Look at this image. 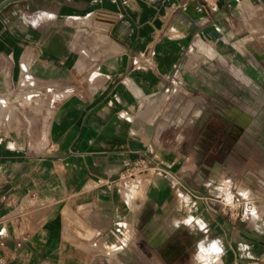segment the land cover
Here are the masks:
<instances>
[{
    "label": "crops",
    "instance_id": "1",
    "mask_svg": "<svg viewBox=\"0 0 264 264\" xmlns=\"http://www.w3.org/2000/svg\"><path fill=\"white\" fill-rule=\"evenodd\" d=\"M40 13L53 18L33 28ZM103 22L105 34L98 31ZM263 29L264 0H14L1 7L0 101L18 85L23 59L36 77L60 72L58 87L66 92L50 111L40 148L0 141V257L6 264H63L72 228L95 240L123 225L131 230L129 241L149 248L181 215L206 225L193 233L195 245L211 235L222 240L223 264H264V128L250 131L248 143L246 132L237 133L231 144L222 121L202 105L186 115L198 121L185 131L181 110L168 118L142 97L179 62L189 70L193 56L213 55L217 44L224 55L232 39L256 38ZM77 31L110 45L90 47L94 61L82 64L70 45ZM233 70L264 86V67L245 57ZM77 71L94 73L77 78ZM227 113L241 128L252 120L235 106ZM140 156L150 173L134 202L140 182L133 183L135 192L132 185L105 183ZM235 171L237 178L230 175ZM229 182L238 184L239 207L227 214L214 195H226ZM181 199L189 205L183 212ZM248 199L260 215L240 219Z\"/></svg>",
    "mask_w": 264,
    "mask_h": 264
},
{
    "label": "rangeland",
    "instance_id": "2",
    "mask_svg": "<svg viewBox=\"0 0 264 264\" xmlns=\"http://www.w3.org/2000/svg\"><path fill=\"white\" fill-rule=\"evenodd\" d=\"M106 26L107 24L103 22L98 31L105 34ZM87 34L83 35L77 31L71 37L70 45L80 52L75 56V61L82 64L94 61V56L87 53L90 47L110 45L108 39L95 40L94 34L90 36ZM230 42L229 49L224 55L222 46L217 44L213 55L198 54L193 56L190 60L192 65L189 70H181L179 62L174 70L160 77L162 84L159 88L142 97L146 102H149V105L155 107L156 111H160V115L163 114L162 109H165L168 118H172L175 113L181 110L182 123L188 121L184 126L185 131H189L188 128L192 126L191 124L198 121L196 118L189 119L186 115L193 108L202 105L205 110L213 113L222 121L223 124L220 125V128L223 129L231 144L233 141L237 142V133L246 132L245 143L252 141L254 137L249 135L250 131L264 128V86L254 85L252 76L248 77L249 72H237L233 68L239 64L240 56L264 67V29L256 38L245 40L235 38ZM149 58L150 62H153V56H149ZM23 61L21 62L18 85L8 87L5 90L7 92L6 102L0 101V141H6L12 146L16 142L21 148H40L46 136L50 111L56 101L60 100L66 92L63 93L61 87H58L61 83L60 72H55L53 79L36 77L28 69L29 61L24 59ZM23 65H25L24 68ZM93 73L77 71L75 77L91 79ZM262 74L264 77V71ZM14 98L22 101L23 105H16L13 102ZM234 106L248 113L252 119L246 126L242 125L244 126L242 128L237 124L236 117L227 113V109ZM149 173L150 171L145 167L119 188L123 189L131 185L135 187L136 185L133 183L140 182V188L138 187L135 193V197H137H134V202H136L141 199L143 194L141 185L149 177ZM232 173L230 175L237 178V171ZM225 191L226 195L222 191H217L214 199L220 208L222 203H225L224 210L230 214L231 210L237 211L236 208L234 209V205L237 203L234 199L238 191L237 182L227 183L223 192ZM174 194L176 197L180 196L179 192ZM181 202L180 212H183V208H188L189 205L187 200L181 199ZM252 203L254 205V201ZM253 209L258 216L260 213L264 215V210L257 213L255 205ZM180 218H184V216L181 215ZM253 218L256 217L253 216ZM130 233L131 230H124L123 225H116L114 231L107 236H103V238L98 236L95 240H91L87 234L84 235L79 230L72 228L65 237L68 241L61 254L64 256L63 264H160L148 247L136 245L137 243L133 240L129 241ZM213 239L214 236L211 235L205 244L207 245ZM195 252L196 247L192 251L190 264H195V261L192 260Z\"/></svg>",
    "mask_w": 264,
    "mask_h": 264
},
{
    "label": "flooded vegetation",
    "instance_id": "3",
    "mask_svg": "<svg viewBox=\"0 0 264 264\" xmlns=\"http://www.w3.org/2000/svg\"><path fill=\"white\" fill-rule=\"evenodd\" d=\"M143 229L141 234H143ZM152 243L149 250L153 253L160 264H190L192 251L195 248L193 234L180 228H169L161 231ZM148 244V241H145Z\"/></svg>",
    "mask_w": 264,
    "mask_h": 264
},
{
    "label": "clouds",
    "instance_id": "4",
    "mask_svg": "<svg viewBox=\"0 0 264 264\" xmlns=\"http://www.w3.org/2000/svg\"><path fill=\"white\" fill-rule=\"evenodd\" d=\"M47 17L48 19H52L53 17L49 13H40L37 15V18L33 20L32 27L35 28L38 26L41 19ZM252 215L255 217L256 212L253 209ZM188 230L189 234H193L197 229L200 231H204L206 229V225L202 219H196L193 217H184L179 219H174L172 222V227L176 230H179L181 226ZM3 233L0 232V235ZM204 240H200L196 242V252L192 257V260L195 261V264H223L221 257L225 255V249L220 238H216L211 240L207 245Z\"/></svg>",
    "mask_w": 264,
    "mask_h": 264
},
{
    "label": "built area",
    "instance_id": "5",
    "mask_svg": "<svg viewBox=\"0 0 264 264\" xmlns=\"http://www.w3.org/2000/svg\"><path fill=\"white\" fill-rule=\"evenodd\" d=\"M146 166L145 157L140 156L132 162H125L124 168L121 172H119L118 176L115 179L107 181L105 185L107 187H119L124 185L129 179H131L136 173L141 172ZM225 203H222L221 210L227 212L225 209ZM239 207V203L237 202L234 205V209ZM254 205L251 199L245 200L242 202V211L239 215L240 219L251 218V210ZM0 264H6V260L3 257H0Z\"/></svg>",
    "mask_w": 264,
    "mask_h": 264
},
{
    "label": "water",
    "instance_id": "6",
    "mask_svg": "<svg viewBox=\"0 0 264 264\" xmlns=\"http://www.w3.org/2000/svg\"><path fill=\"white\" fill-rule=\"evenodd\" d=\"M14 1V0H2V2L0 3V8L3 7L4 5H6L7 3Z\"/></svg>",
    "mask_w": 264,
    "mask_h": 264
},
{
    "label": "bare ground",
    "instance_id": "7",
    "mask_svg": "<svg viewBox=\"0 0 264 264\" xmlns=\"http://www.w3.org/2000/svg\"><path fill=\"white\" fill-rule=\"evenodd\" d=\"M129 191H132V192L134 191V192H135V191H136V188H135V187L129 188ZM251 211H252V210H251ZM263 219H264V217H263ZM153 243H154V242H153Z\"/></svg>",
    "mask_w": 264,
    "mask_h": 264
}]
</instances>
